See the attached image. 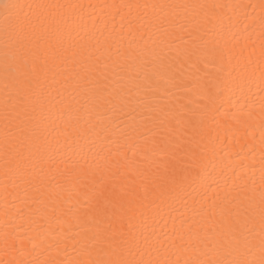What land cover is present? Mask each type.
Wrapping results in <instances>:
<instances>
[{
  "label": "bare ground",
  "instance_id": "bare-ground-1",
  "mask_svg": "<svg viewBox=\"0 0 264 264\" xmlns=\"http://www.w3.org/2000/svg\"><path fill=\"white\" fill-rule=\"evenodd\" d=\"M6 2L76 5L54 12L65 46L84 47L76 63L55 69L58 74L49 76L35 98L31 161L6 174L0 32V264L76 258L75 242L97 230L98 222L85 214L92 192L86 173L92 172H104L117 185L134 178L141 203L132 223L141 244L145 237L151 244L145 258L184 264L213 254L218 235L208 230L206 214L226 199L234 179L258 190L264 173V0H0V5ZM144 4L205 7L165 9V19L150 23L153 10L135 7ZM205 14L210 23H204ZM2 21L0 15V27ZM206 41L222 50V58L206 51ZM249 64L254 73L241 77ZM210 84L223 87L224 103L213 113L215 120L201 124ZM194 163L211 187L197 183L184 192L143 198L144 185L165 166ZM6 235L15 249H6Z\"/></svg>",
  "mask_w": 264,
  "mask_h": 264
},
{
  "label": "snow or ice",
  "instance_id": "snow-or-ice-1",
  "mask_svg": "<svg viewBox=\"0 0 264 264\" xmlns=\"http://www.w3.org/2000/svg\"><path fill=\"white\" fill-rule=\"evenodd\" d=\"M76 7L38 2H6L0 5V15L3 17L0 32L3 33L4 44L2 70L5 81L3 120L6 174L31 161L30 147L36 131L31 113L35 111L34 100L43 94L49 76L55 78L58 74L55 69L69 62L76 63L75 58L83 54L80 51L84 47L82 45L65 46L64 32L59 27L61 21L54 12L56 9ZM122 7L131 9L133 5ZM135 7L151 8L153 16L149 22L159 23L166 18L161 15L165 9H203L205 6L144 4ZM261 8L264 9V3ZM62 19L67 24V16L62 14ZM210 22L205 14L204 23ZM209 43L205 42L206 51L222 58V50L216 44L209 47ZM261 58L264 60V40ZM254 71L251 64L245 65L240 76L251 75ZM261 73L264 76V68ZM222 96L223 87L220 84L207 87L201 124L216 119L213 113L220 112L224 103ZM240 166L243 167L242 161ZM117 172L110 175L117 177ZM86 175L90 177L92 192L86 196L91 203L85 214L89 220L98 222L96 232L91 236L85 234L75 242L79 245L76 258L36 264H159L158 261L145 258L146 255L151 256V244L147 237L141 244L134 231L132 221L141 203L134 178L127 176L124 182L117 185L104 172ZM197 183L205 189L212 186L205 183L198 164L187 168L174 164L165 166L163 173L151 185H144L143 198L147 199L149 194L163 196L184 192ZM213 208L215 210L211 214H206L205 223L208 230L218 235L217 247L210 250L213 254L203 253L205 258L186 260L184 264H264V173L258 190L249 187L247 181L238 184L234 179L232 185L228 186L226 199L219 204L214 202ZM5 247L15 249V240H9L6 235ZM174 264H179V260Z\"/></svg>",
  "mask_w": 264,
  "mask_h": 264
}]
</instances>
